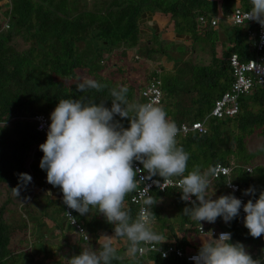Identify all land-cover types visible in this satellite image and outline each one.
<instances>
[{"label": "trees", "instance_id": "1", "mask_svg": "<svg viewBox=\"0 0 264 264\" xmlns=\"http://www.w3.org/2000/svg\"><path fill=\"white\" fill-rule=\"evenodd\" d=\"M9 2V7L0 11V264H31L37 256L56 257L52 264H68V259L89 244L98 249L99 233L114 234V225L96 209L83 216L74 211L89 235L85 242L64 214L63 197L52 199L44 192L48 184L46 171L39 167L43 156L39 145L46 135L38 130L34 118L49 117L58 101L65 98L86 97L97 103L107 99L106 106L111 107L110 90L120 85L127 86L130 105L148 103L142 90L160 82L163 98L159 106L170 120L177 126L202 122L231 87L230 56L237 53L242 61L256 57L247 34L253 25L224 22L237 6L251 10V0ZM154 15L167 18L176 38L191 44L162 38L157 24L149 25ZM200 16L218 17L222 22L202 25ZM219 43L229 47L219 53ZM133 49L138 50L139 57L129 60L128 52ZM140 58L152 61L155 69L149 72ZM164 58L173 63L171 68L162 62ZM84 79L105 87L81 93L77 85ZM120 122L128 127L126 119ZM205 125L207 133L177 136L178 145L189 153L185 175L194 168L214 170L221 163L233 172L229 177L212 179L209 195L213 199L227 194L243 196L247 201L258 198L264 191V85H255L241 96L236 115L210 118ZM20 173L29 174L32 181L24 185ZM228 179L240 186L238 194L228 190ZM18 186L17 196L14 189ZM250 186L256 190L255 197L244 195ZM135 192L125 199V208L133 218L140 210L139 204L131 202ZM152 196L157 201L169 199L172 205L168 213L159 207L152 210L156 216L153 229L170 235L160 248L176 245L198 252L199 244L190 242L192 235H199L198 223L183 214L185 207L192 205L181 199L180 189L154 191ZM59 217L65 218L63 223L57 222ZM243 221L240 212L226 224L219 217L215 223H205L230 231V242L243 244L253 259H258L264 251V235L253 238ZM182 228L185 236L180 238ZM51 232L56 240H47ZM122 240H117L121 258L112 264H194L172 253L163 258L154 251L133 260L127 255V242ZM27 246L34 253L23 254Z\"/></svg>", "mask_w": 264, "mask_h": 264}, {"label": "clouds", "instance_id": "2", "mask_svg": "<svg viewBox=\"0 0 264 264\" xmlns=\"http://www.w3.org/2000/svg\"><path fill=\"white\" fill-rule=\"evenodd\" d=\"M251 5L245 19L264 27V0H251ZM236 8L241 7H235L227 16ZM226 17L224 22H228ZM212 18L222 22L218 17ZM104 87L93 79H84L77 90L84 93L89 89L101 91ZM127 93L126 85L112 88L111 107L106 106L107 99L99 103L86 97L61 99L50 113L46 140L39 145L43 153L39 167L46 171L47 183L61 190L63 203L69 209L81 216L96 209L114 225V235L101 236L98 249L89 244L68 259V264H112L121 258L117 255L116 243L120 239L127 242V255L133 260L148 251H160L167 239L152 227L156 218L152 207L157 200L148 195L149 189L142 190V206L136 218L125 208L126 197L139 187L140 172H146L147 178L159 176L168 185H176L172 178L179 177L181 199L192 205L185 207L183 214L196 221L202 232L200 222L215 223L219 217L229 223L243 208L246 214L243 222L249 234L253 238L264 235V191L246 203L233 194L213 199L209 188L213 187L211 181L217 174L213 170L194 168L185 175L189 153L178 145L180 129L168 118L165 109L150 102L130 105ZM124 119L128 127L120 122ZM135 162L143 168L134 167ZM19 179L24 185L32 181L27 173H20ZM231 181L226 185L233 187V191L238 190ZM14 191L18 196L19 186ZM255 192L250 186L244 195L255 197ZM65 214L71 224L76 222L71 212ZM77 234L89 240L83 229ZM202 241L198 254L190 258L194 264H261L243 244L231 243L229 232H222L215 239L211 234V239ZM162 255L166 258L167 253Z\"/></svg>", "mask_w": 264, "mask_h": 264}, {"label": "built area", "instance_id": "3", "mask_svg": "<svg viewBox=\"0 0 264 264\" xmlns=\"http://www.w3.org/2000/svg\"><path fill=\"white\" fill-rule=\"evenodd\" d=\"M248 11L250 10L236 8L230 15L226 17V20L236 25H253V27L248 30L247 34L252 39V49L255 51L256 57L248 61H242L237 53H233L229 58V64L233 75V81L231 83L230 89L223 94L222 98L216 100L212 112L202 122L196 121L191 124L182 123L181 125H179L178 128L180 129V131L178 135H187L191 132H198L201 134L207 133L208 128L205 125V122L207 120H209L210 118H224L236 115L239 112V99L241 98V96L244 94H248L255 85H264V27L252 20L247 21L245 19V13ZM199 21L202 25H207L208 23H210L211 26H217L219 23V20L217 18L208 19L205 16H200ZM142 94L148 100V103L150 102L155 105L161 104L162 91L160 89V82H153L151 86L147 87L142 92ZM34 120L38 123V130L47 135L50 118L44 115H39L36 116ZM134 167L140 169L143 168L142 164H140L139 162H135ZM247 170L249 172H252L251 168H247ZM213 171H215L217 175L212 179H219L221 177H229L233 172V168L220 163L215 166ZM147 176L148 174L146 172L138 173L137 180H140L141 182H139V187L131 198V202L139 204L140 208L142 206L140 196L143 194L142 190L144 187H147L149 189L148 195L151 196L154 191L165 192L168 188L172 187L180 189L178 186V181L180 178H172L174 181H176V185H168L164 184L163 179L158 176H153L151 178H147ZM156 181H159V183H156ZM230 181L231 180L228 179V182ZM231 183L238 190L233 191V187H229L227 185L228 190L234 194H238L241 190L240 186L235 182L231 181ZM237 198L241 199L243 203L247 202L246 198L243 196H238ZM192 199L195 200L194 197ZM65 212H71V215L75 217L74 211L69 209L64 204V214ZM240 212L244 219V216L246 214L243 212V208H241ZM200 223L202 225L203 232L200 230V225L198 224L197 229L199 234H209L210 236L212 234V237L218 238L219 234L222 232L231 233L226 229H208L205 222L202 221ZM72 225L76 228L77 233H79L81 229L86 232L84 227L77 221V219L76 222ZM84 241L88 242L89 240ZM158 252L163 258L165 257L162 255V253H167L166 258L172 253L190 263H194V261H192L190 258L198 254V252L195 251H184L181 248H178L176 245L169 246L167 250L160 248V251ZM146 254L147 252L144 255ZM258 260L261 261V264H264V251L261 252V254L258 256Z\"/></svg>", "mask_w": 264, "mask_h": 264}, {"label": "rangeland", "instance_id": "4", "mask_svg": "<svg viewBox=\"0 0 264 264\" xmlns=\"http://www.w3.org/2000/svg\"><path fill=\"white\" fill-rule=\"evenodd\" d=\"M92 1L93 0H87V2L89 4H91ZM9 3H10L9 0H0V6H2L1 9H0V11H4L7 7H9ZM154 23L157 24V26H158V28H159L160 31H163L162 38L168 39V40H173L177 44H181V43H185L187 45H190L191 44V41L190 40H185V38H181V39L180 38H176L175 33L171 29L172 28V25L168 22V19L167 18L160 17L159 15H154L153 18L151 19V21L149 22V25H152ZM226 23H228V22H226ZM228 24H230V23H228ZM228 47H229L228 44L225 47L224 46L222 47V45L219 43V46L217 48V51L220 53L222 50H226ZM128 54H129V58H130L129 60H131L133 58H136L137 59L139 57V54H138V50L137 49H133V50L129 51ZM139 61L143 63V67H145L149 72H152L155 69V64L152 61H150L148 59H144V58H140ZM162 62L164 64H166V66L168 68H171L172 65H173L172 62L171 63L167 62L165 58L162 60ZM44 192H46L45 189H44ZM211 192H212V190H211V188H209V193H211ZM163 199H165V198H162L161 197L160 198V201H162L164 203V205L169 206V204H170L169 203L170 202L169 199H165V201ZM158 203H159V201H157V203L155 204V208L152 207L153 211L156 210V208H158ZM161 206L163 207L162 204H161ZM51 209L54 210L55 209V206L52 205L51 206ZM163 212H166V211H163ZM64 219L65 218H63V217H59V218H57V222L59 224L60 223H63L64 222ZM222 222H224L223 219H222ZM154 223H155V220H154ZM49 224L52 225L51 222H49ZM208 226H209V224H208ZM54 235H56L54 232L49 233L48 234V237H47V240H56L55 239L56 236L54 237ZM123 242H125V240ZM116 243L118 245L117 248H120L121 247V243H119V242H116ZM28 253H34V249H31L30 246H27L23 250V254H28ZM57 260L58 259L56 257L53 258L52 256H48V257H45V256H37V257H35V259L33 260V262L31 264H52L53 262H55Z\"/></svg>", "mask_w": 264, "mask_h": 264}, {"label": "crops", "instance_id": "5", "mask_svg": "<svg viewBox=\"0 0 264 264\" xmlns=\"http://www.w3.org/2000/svg\"><path fill=\"white\" fill-rule=\"evenodd\" d=\"M46 182H47V180H46ZM48 185H47V187L45 188V190H46V194H48L49 196H50V198H52V199H56V198H61V197H63V194H62V192H61V190L58 188V187H53L51 184H49V183H47ZM162 198H164V197H162ZM164 201H165V199H163ZM170 201V200H169ZM170 204H169V206H166V205H164V203L162 202V201H160V199H159V203H158V207L160 208V209H162L163 211H166V212H169V211H171L170 209L172 208L171 206V201L169 202ZM161 204L163 205V207L161 206ZM155 207V206H154ZM153 210V209H152ZM222 224H226L225 222H222ZM207 225V228L208 229H210V228H216V229H220L218 226H208V224H206ZM184 229L185 228H182L181 230H179L178 231V237H180V238H183L184 236H185V231H184ZM103 235H107L106 233H104V232H100L99 233V237H98V240H99V238L101 237V236H103ZM112 235H114V234H109L108 236H112ZM165 236H166V239L168 240V239H170V235H169V233L167 232H165ZM214 238V237H213ZM202 239H211V236L209 235V234H199V235H192V237L190 238V242H192V243H194V242H197L198 244H199V246L201 247L202 246V243H203V241H202ZM215 239V238H214ZM122 241H124V240H122ZM118 242V241H117ZM126 242V241H125ZM150 264H153V261H150ZM155 264V263H154Z\"/></svg>", "mask_w": 264, "mask_h": 264}]
</instances>
